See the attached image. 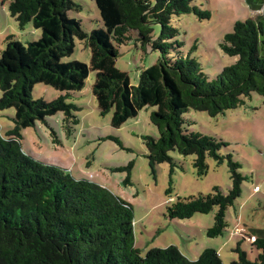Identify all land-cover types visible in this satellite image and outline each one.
Instances as JSON below:
<instances>
[{
    "label": "trees",
    "instance_id": "1",
    "mask_svg": "<svg viewBox=\"0 0 264 264\" xmlns=\"http://www.w3.org/2000/svg\"><path fill=\"white\" fill-rule=\"evenodd\" d=\"M102 27L86 33L81 21L68 13L79 6L73 0H11L9 14L20 29L30 24L41 35L25 45L10 36L0 54V111L13 109V127H0V264H222L216 250L205 249L194 261L175 246L153 248L144 256L135 247L131 205L101 185L76 180L58 166L27 156L20 131L46 118L64 114L67 128L78 124L81 107L66 100L80 92L89 73H95L92 95L100 115L111 113V126L120 128L147 107L155 110L150 122L157 137H143L151 166L176 167L171 152L193 157L199 178L207 172V159L227 162L231 187L224 194L214 188L208 195L177 198L166 208L169 220H188L214 208L207 237L222 236L226 212L240 197L243 177L239 165L219 151L226 144L196 134L195 122L184 115L204 112L210 118L245 104L253 94L264 99V0H243L256 14L233 25L219 42L221 52L236 60L212 81L194 60L184 58L172 18L193 14L209 20V11L194 6L197 0H93ZM160 26L155 39L153 26ZM142 47L161 57L141 72L138 85H130L126 72L115 66L118 51L131 34ZM75 40L87 41L90 64L63 62L74 52ZM43 83L63 96L46 102L32 98L33 86ZM117 142V140H115ZM131 168V164L126 170ZM128 181V178L126 180ZM168 194L171 193L169 189ZM258 251L254 261L240 249L230 264H264V230L249 236Z\"/></svg>",
    "mask_w": 264,
    "mask_h": 264
},
{
    "label": "rangeland",
    "instance_id": "2",
    "mask_svg": "<svg viewBox=\"0 0 264 264\" xmlns=\"http://www.w3.org/2000/svg\"><path fill=\"white\" fill-rule=\"evenodd\" d=\"M10 1L0 0V54L10 36L25 45L41 35L30 24L19 28L8 11ZM73 1L79 7L68 15L81 21L86 33L102 27L93 0ZM224 1L194 2L195 6L202 5L199 8L209 11V20H199L188 14L171 21L178 31L176 40L181 44L183 57L194 59L208 81L214 80L236 60L221 52L219 42L232 31L235 23L250 18L247 15L249 8L242 0L238 4ZM159 33L160 26L154 25L155 39ZM131 36L126 44H112L118 51L116 68L126 72L130 85L136 87L141 72L155 64L161 55L149 47H142L136 40V33ZM90 58L87 41L75 40L74 52L62 61H78L89 66ZM94 79L95 73L90 72L83 89L66 100L81 107L75 113L78 124L67 128L64 114L57 113L43 123L37 122L34 127L21 130L23 152L36 161L67 170L76 180L85 179L101 185L130 204L135 247L141 256L153 248L175 246L186 259L194 261L205 249L212 248L217 251L222 264H230L237 259L235 249L240 243V249L254 261L259 252L252 248L249 236L264 230V99L253 94L244 100V105L216 118L195 111L184 115L195 122L190 128L192 132L226 144L219 154L230 156L239 165L237 172L244 179L240 197L226 212V231L222 236L209 238L206 232L213 226L217 208L208 214H195L188 220H169L165 216L166 208L177 198L208 195L214 188L226 194L231 187L227 162L208 158L207 172L201 178L193 168L192 156L183 157L171 152L176 165L172 173L168 164L151 166L146 158L143 137L158 135L150 122V114L155 109L147 107L136 118L115 129L110 124L111 113L105 116L99 113L91 91ZM31 94L34 100L46 102L64 95L43 83L35 84ZM13 113V109L0 111L2 134L13 127ZM129 164L131 168L126 170ZM127 178L129 182H126ZM169 189L170 194L167 193Z\"/></svg>",
    "mask_w": 264,
    "mask_h": 264
},
{
    "label": "crops",
    "instance_id": "3",
    "mask_svg": "<svg viewBox=\"0 0 264 264\" xmlns=\"http://www.w3.org/2000/svg\"><path fill=\"white\" fill-rule=\"evenodd\" d=\"M205 1H206L207 3L210 4L209 1H211V0H205ZM231 1H235V3H237V4L239 3V0H231ZM223 2L225 3L224 0H220V3H223ZM242 2H244V1L242 0ZM244 3H245V2H244ZM245 4H246V3H245ZM196 5H197V4H196ZM194 6H195V5H194ZM199 6L201 7L202 5H198V6H196V7H199ZM210 7L212 8V6H210ZM247 7H248V6H247ZM201 8H202V7H201ZM245 10H246V9H245ZM239 13H240V12H239ZM259 13H260V14H264V13H263V9L259 10ZM255 14H256V12L253 11V10H250V9H249V11H247V15H249L250 18L253 17ZM209 19H210V18H209ZM241 19H242V18H241ZM238 21H240V19H239ZM198 257H199V256H197V258H198ZM197 258H196V259H197Z\"/></svg>",
    "mask_w": 264,
    "mask_h": 264
}]
</instances>
